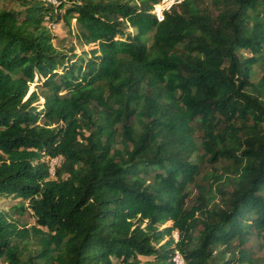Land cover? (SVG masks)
Instances as JSON below:
<instances>
[{
  "label": "trees",
  "instance_id": "16d2710c",
  "mask_svg": "<svg viewBox=\"0 0 264 264\" xmlns=\"http://www.w3.org/2000/svg\"><path fill=\"white\" fill-rule=\"evenodd\" d=\"M161 1L0 10V199L34 218L0 210V261L174 264L178 251L184 264H252L248 237L264 240V67L251 81L264 0H176L158 21ZM60 21L94 48L63 52L47 24ZM198 159L226 164L200 176Z\"/></svg>",
  "mask_w": 264,
  "mask_h": 264
},
{
  "label": "rangeland",
  "instance_id": "374dc122",
  "mask_svg": "<svg viewBox=\"0 0 264 264\" xmlns=\"http://www.w3.org/2000/svg\"><path fill=\"white\" fill-rule=\"evenodd\" d=\"M47 2L50 1L52 4H57V0H46ZM168 2L170 6L173 4L176 0H165ZM161 4V3H160ZM21 0H0V10L1 9H10V10H23L24 7H27L26 4L24 7ZM166 6V7H167ZM161 6H159L157 9H160ZM154 11V10H153ZM152 11V13H153ZM48 26L50 27L49 30L52 35H54L53 43L56 44L60 49L63 50V52H67L69 50L73 51L75 54L79 55L82 51H85L86 53L94 48L93 45H84L81 46L74 35V24L73 21L71 23L70 33L67 31L65 26L63 25L62 21L56 23V22H47ZM128 31L132 32L133 30L128 28ZM238 55H243L244 57H248L249 53L246 51H239ZM264 62L263 64L257 63L253 66V74L251 81L257 82V80L260 78L262 72H263ZM35 88V83L29 87V93L33 91ZM41 103V102H40ZM201 152L198 151L195 153V156H201ZM195 156L191 158V160H195ZM196 156V157H197ZM48 160V158H46ZM60 159H49V166H50V172L53 174V166L55 164H58ZM197 163L200 167V176L207 174V173H213L217 171L220 167L224 166L225 162H220L217 164H209L208 162L203 161L202 159H198ZM189 191L191 194V197H193L196 194V191L193 187H189ZM18 203L17 201H14L12 199H0V210L6 212L12 219L17 221V223L21 226L30 227L34 225V218L31 215V212L27 209L21 210V211H13L12 207L14 204ZM24 206L26 205V202H22ZM190 203V202H189ZM171 222H168L166 226L170 225ZM174 238H177L176 233L173 235ZM249 250V255L252 259V264H264V240L258 238L254 234L249 235L246 246ZM29 251H32L33 247H28ZM142 261H144V258H141ZM0 264H7L4 261H0ZM113 264H118L115 259H113Z\"/></svg>",
  "mask_w": 264,
  "mask_h": 264
},
{
  "label": "built area",
  "instance_id": "2783aa9c",
  "mask_svg": "<svg viewBox=\"0 0 264 264\" xmlns=\"http://www.w3.org/2000/svg\"><path fill=\"white\" fill-rule=\"evenodd\" d=\"M167 5H169L168 2H166L165 0H162L161 1V8L160 9H157L156 8L157 6L154 7L153 13L156 16V18H157L158 21L162 20V18H163L162 11L165 8L168 7ZM175 239H177V238H175ZM172 261H173L174 264H184L183 259H182L181 255H180V253L178 251H175L174 252L173 257H172Z\"/></svg>",
  "mask_w": 264,
  "mask_h": 264
},
{
  "label": "bare ground",
  "instance_id": "6f19581e",
  "mask_svg": "<svg viewBox=\"0 0 264 264\" xmlns=\"http://www.w3.org/2000/svg\"><path fill=\"white\" fill-rule=\"evenodd\" d=\"M156 8H158V7H156Z\"/></svg>",
  "mask_w": 264,
  "mask_h": 264
}]
</instances>
